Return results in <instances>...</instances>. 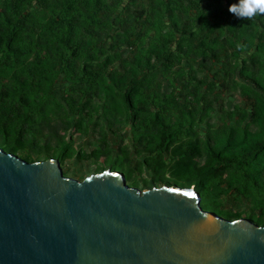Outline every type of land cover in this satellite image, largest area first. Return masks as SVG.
I'll return each mask as SVG.
<instances>
[{
  "label": "trees",
  "instance_id": "trees-1",
  "mask_svg": "<svg viewBox=\"0 0 264 264\" xmlns=\"http://www.w3.org/2000/svg\"><path fill=\"white\" fill-rule=\"evenodd\" d=\"M236 2L0 0L4 151L68 158L52 117L99 113L129 128L139 167L241 218L216 202L231 189L264 226V15L238 20L228 11ZM120 45L131 57L114 51ZM226 93L242 104L228 108Z\"/></svg>",
  "mask_w": 264,
  "mask_h": 264
},
{
  "label": "water",
  "instance_id": "water-1",
  "mask_svg": "<svg viewBox=\"0 0 264 264\" xmlns=\"http://www.w3.org/2000/svg\"><path fill=\"white\" fill-rule=\"evenodd\" d=\"M0 264H264V226L202 209L193 188L76 180L0 148Z\"/></svg>",
  "mask_w": 264,
  "mask_h": 264
},
{
  "label": "rangeland",
  "instance_id": "rangeland-1",
  "mask_svg": "<svg viewBox=\"0 0 264 264\" xmlns=\"http://www.w3.org/2000/svg\"><path fill=\"white\" fill-rule=\"evenodd\" d=\"M216 17L218 19L220 16L216 15ZM212 22H214V19H212ZM114 51L123 58H128L132 55L130 48L122 45L116 47ZM195 67H197V65H195ZM201 76L202 73L199 74V77ZM229 76L231 75H228V77ZM227 81V84H229L231 78H227ZM61 83V78H58L55 82V89L57 93L60 90V87H62ZM225 83L226 82H224V84ZM169 90L170 88H168L166 82L163 81V91L166 92ZM220 99H223V102L228 108L232 105V103L242 104V100L239 98L237 93H226L221 95ZM52 120L53 124H59V133L61 137L65 142L70 143L72 147L68 158H56L59 161L60 168L65 177L82 180L91 174H97L104 170H111L117 172L122 171L121 173L127 179L131 187H136L140 190H146L150 187H160L162 185L188 188L181 186L179 182L175 180L170 181V179L160 177L158 172H155L156 169L150 167L149 165V167H139L137 161L141 159L139 155L133 152L129 128L122 123L110 122L101 117L99 113L91 117H78L73 115H68V117H52ZM39 142L42 144L43 139L40 138ZM0 148L5 150L2 143H0ZM97 151H101L102 154L97 153L96 156H92V153ZM124 153H127V158H123L125 157ZM103 154H107L108 156L104 157ZM15 155L27 162L53 158L50 153L46 154L41 152L37 155H30L26 154V152L22 150L16 152ZM117 158L121 159L124 163V167L130 169L131 174L123 172L121 167H118V165L112 162ZM153 182L154 184L149 186V184ZM221 187H226L224 182L221 183ZM190 188H193L195 191L194 187ZM234 196V191L229 189L226 194L218 197L216 202L218 203L219 209L225 212H240L241 218L247 219V216L252 213V210L250 209V202L243 198L241 201L236 200L234 199ZM201 207L206 211L220 215V212L216 207L210 206L202 200ZM220 217H224V219L226 218L224 214H221Z\"/></svg>",
  "mask_w": 264,
  "mask_h": 264
},
{
  "label": "clouds",
  "instance_id": "clouds-1",
  "mask_svg": "<svg viewBox=\"0 0 264 264\" xmlns=\"http://www.w3.org/2000/svg\"><path fill=\"white\" fill-rule=\"evenodd\" d=\"M228 11L238 20L252 19L264 15V0H237Z\"/></svg>",
  "mask_w": 264,
  "mask_h": 264
}]
</instances>
